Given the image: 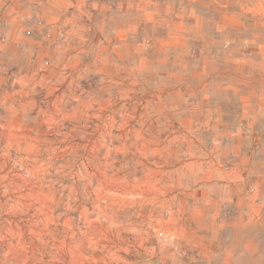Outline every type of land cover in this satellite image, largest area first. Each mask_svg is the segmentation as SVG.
<instances>
[{
	"label": "rangeland",
	"instance_id": "rangeland-1",
	"mask_svg": "<svg viewBox=\"0 0 264 264\" xmlns=\"http://www.w3.org/2000/svg\"><path fill=\"white\" fill-rule=\"evenodd\" d=\"M0 264H264V0H0Z\"/></svg>",
	"mask_w": 264,
	"mask_h": 264
}]
</instances>
